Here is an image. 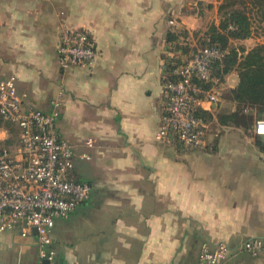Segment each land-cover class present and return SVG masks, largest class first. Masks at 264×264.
Segmentation results:
<instances>
[{"label": "crops", "instance_id": "obj_1", "mask_svg": "<svg viewBox=\"0 0 264 264\" xmlns=\"http://www.w3.org/2000/svg\"><path fill=\"white\" fill-rule=\"evenodd\" d=\"M224 1L0 0V78L16 77L26 110L52 112L61 92L60 135L91 156L77 157L73 171L91 198L56 221L53 264H197L205 241L236 249L264 240V136L252 134L264 116L248 129L220 120L237 111V65L208 111L204 148L184 151L157 137L169 33L205 34L219 25ZM65 26L90 31L92 66H61ZM236 40L239 56L255 46ZM19 131L2 120L0 149L17 148ZM37 251L35 231L0 230V264H38ZM225 264H264V253L236 249Z\"/></svg>", "mask_w": 264, "mask_h": 264}, {"label": "built area", "instance_id": "obj_2", "mask_svg": "<svg viewBox=\"0 0 264 264\" xmlns=\"http://www.w3.org/2000/svg\"><path fill=\"white\" fill-rule=\"evenodd\" d=\"M174 28L176 20H169ZM168 39L163 61L166 100L162 125L157 137L174 142L184 151L206 145L210 119L199 113L213 111L221 100L222 80L214 74L215 64H224L228 50L210 43L208 35L193 36L175 32ZM98 56L91 33L86 28L64 27L59 45L63 68L90 67ZM15 76L0 78V115L4 122L19 128V146L0 149V230L19 229L22 236L36 230L38 264H53L56 250L52 231L58 219L68 218L76 208L91 198V186L74 178L76 145L60 135L57 108L61 92L54 100V110L24 108V95L18 92ZM207 105V109L204 106ZM254 132L264 136V118L256 121ZM89 146L92 145L88 141ZM236 249L252 256L264 253V240L252 238ZM227 242L200 246L197 264H225L235 251Z\"/></svg>", "mask_w": 264, "mask_h": 264}, {"label": "trees", "instance_id": "obj_3", "mask_svg": "<svg viewBox=\"0 0 264 264\" xmlns=\"http://www.w3.org/2000/svg\"><path fill=\"white\" fill-rule=\"evenodd\" d=\"M251 2L264 9V0H251ZM231 5L227 2L221 4L222 19L219 25L212 24L206 31L210 43H218L227 50L231 40L248 38L252 33V20L248 12L245 9H231ZM175 37V33H169V39ZM236 65L240 70L241 81L237 88L231 90V93L239 107L233 115L221 116L220 120L224 123L231 121L243 124L247 122V119L244 115L239 116L241 111L247 107L264 110V45H257L241 56L235 49L228 50L224 64L222 66L215 64L214 74L222 80ZM199 113L210 119L207 111ZM2 120L0 115V123Z\"/></svg>", "mask_w": 264, "mask_h": 264}, {"label": "rangeland", "instance_id": "obj_4", "mask_svg": "<svg viewBox=\"0 0 264 264\" xmlns=\"http://www.w3.org/2000/svg\"><path fill=\"white\" fill-rule=\"evenodd\" d=\"M224 2L231 3L232 4L231 9L232 8L233 9L237 8L241 10L245 9V11L248 12L252 20V33L250 35V37L253 38L252 44H255V46L260 45V44L264 45V9L259 8L258 6H255L251 2V0H225ZM196 36L198 37L201 35L197 34ZM235 42H237L236 39H233L230 41L228 50H231V49L237 50V48L242 49L241 46L243 45H240L237 43L235 44ZM232 70H234V68ZM242 115L246 116L247 122L243 124H236V123L235 124L242 126L244 129H248L249 127H251L254 117L257 118V117L264 116V110L259 111L256 108L247 107L244 111L240 112L239 116H242ZM252 134L255 135L256 137L259 136L255 132H252Z\"/></svg>", "mask_w": 264, "mask_h": 264}, {"label": "water", "instance_id": "obj_5", "mask_svg": "<svg viewBox=\"0 0 264 264\" xmlns=\"http://www.w3.org/2000/svg\"><path fill=\"white\" fill-rule=\"evenodd\" d=\"M35 232H36V230H35ZM44 264H49V262L48 261H45Z\"/></svg>", "mask_w": 264, "mask_h": 264}]
</instances>
